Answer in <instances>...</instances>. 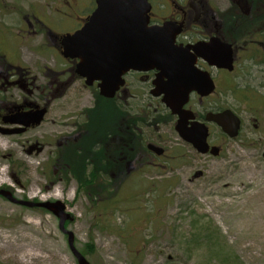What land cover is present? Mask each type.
<instances>
[{
  "label": "rangeland",
  "instance_id": "rangeland-1",
  "mask_svg": "<svg viewBox=\"0 0 264 264\" xmlns=\"http://www.w3.org/2000/svg\"><path fill=\"white\" fill-rule=\"evenodd\" d=\"M9 2L60 8L71 17L62 21L63 29L72 31L94 0ZM7 43L10 56L22 46L15 37ZM245 78L255 95L217 96L242 120L236 139L213 132L211 140L222 146L219 157L199 155L173 134L167 143L173 160L129 175L120 189L111 178L108 199L94 197L95 202L74 182L58 181L51 163L57 136L70 131L64 112L76 115L92 103L78 87L68 107L60 104L62 113L60 102H53L37 128L18 136L0 134V191L20 201L64 202L74 218L65 227L90 264H264V74L253 69ZM30 146L33 151L27 153ZM93 185L101 189V177ZM23 235L35 243L18 253L3 249ZM0 247V264H77L54 215L14 205L1 195Z\"/></svg>",
  "mask_w": 264,
  "mask_h": 264
},
{
  "label": "flooded vegetation",
  "instance_id": "flooded-vegetation-1",
  "mask_svg": "<svg viewBox=\"0 0 264 264\" xmlns=\"http://www.w3.org/2000/svg\"><path fill=\"white\" fill-rule=\"evenodd\" d=\"M150 2L148 27L165 22L180 27L175 45L187 50L200 91L210 90L207 96L192 91L180 108L187 117L188 129L196 132L199 125L207 127L209 151L206 154L198 153L179 137L175 129L179 115L173 114L163 103V95H159L168 80L160 79L156 70L129 69L118 78L114 96L108 98L100 93L101 81L88 83L77 74V58L63 55V37L83 27L95 11L96 0L72 31L63 29L62 21L68 22L71 17L60 8L49 5L21 8L13 6L9 0H0V130H24L15 134L18 136L37 128L53 102H60L59 112L62 113L65 110L60 104L68 107L81 87L89 93L92 103L75 110L76 115L66 116L64 112L65 126L70 131L57 136L51 163L58 181L65 185L74 182L77 190L79 186L72 174L103 175L101 189L94 187L93 182L90 184L94 197H103L100 201L108 199L111 178H117L116 185L120 189L129 175L163 168L173 160L171 146H167L173 134L202 156H212L211 149L218 148L219 157L222 146L211 140L213 132L218 130L228 137L206 119L210 114L226 110L239 116L220 104L217 96L234 92L255 95L252 87L245 83V77L253 69L264 74V0ZM45 3L49 0H44ZM8 37L22 42L14 56L7 54ZM221 53L225 60H231L226 67L219 66ZM42 111L41 122L32 125L29 116ZM95 114L99 117L95 118ZM74 117L78 120L74 121ZM239 120L240 133L242 120ZM33 148L30 146L26 152L31 153ZM88 195L94 198L93 194Z\"/></svg>",
  "mask_w": 264,
  "mask_h": 264
},
{
  "label": "water",
  "instance_id": "water-1",
  "mask_svg": "<svg viewBox=\"0 0 264 264\" xmlns=\"http://www.w3.org/2000/svg\"><path fill=\"white\" fill-rule=\"evenodd\" d=\"M150 0H96V9L81 29L72 35L63 37V55L79 60L77 74L88 83L101 81V95L112 98L118 87V78L128 71L156 70L160 79H167L163 84V103L173 114L179 115L175 127L179 137L191 144L198 153L206 154L208 130L204 125L196 132L186 126V115L180 108L186 103L189 94L197 91L207 96L210 90L202 93L187 56V50L175 45V35L180 27L169 22L161 26L148 27ZM219 66L226 67L231 60H225L223 54ZM196 83V84H195ZM212 88V87H211ZM44 111L29 116L32 125H38L43 119ZM208 122L216 124L229 139L237 137L240 120L231 111L210 114ZM1 131V130H0ZM1 131L3 135L21 133ZM219 149L212 148L210 153L216 157ZM264 157V153H263ZM0 195L14 205L28 208H42L58 219L59 230L67 236V245L77 264H90L76 249L74 235L65 228L67 221H72L66 206L61 201L27 202L17 200L8 191H0Z\"/></svg>",
  "mask_w": 264,
  "mask_h": 264
},
{
  "label": "trees",
  "instance_id": "trees-1",
  "mask_svg": "<svg viewBox=\"0 0 264 264\" xmlns=\"http://www.w3.org/2000/svg\"><path fill=\"white\" fill-rule=\"evenodd\" d=\"M97 117H99V116L95 114V118H97ZM72 176H74V179L77 181L78 186H79V190H82V192L88 197V199L90 201H93V198L89 197L88 194H90V195L93 194V197L95 195V192L91 189L90 184H91V182H94L95 181L97 174L87 175L85 173H74V174H72ZM99 177H101V179H102L103 175H99ZM91 190H92V192H91ZM93 202H95V201H93ZM91 252L92 251H89V253H91Z\"/></svg>",
  "mask_w": 264,
  "mask_h": 264
},
{
  "label": "bare ground",
  "instance_id": "bare-ground-1",
  "mask_svg": "<svg viewBox=\"0 0 264 264\" xmlns=\"http://www.w3.org/2000/svg\"><path fill=\"white\" fill-rule=\"evenodd\" d=\"M27 235V234H24ZM22 237L21 242L18 241H10V242H6L3 246V249H6L10 252H21L26 248V245H30V244H34L35 242L32 239H26V236ZM1 248V247H0Z\"/></svg>",
  "mask_w": 264,
  "mask_h": 264
}]
</instances>
